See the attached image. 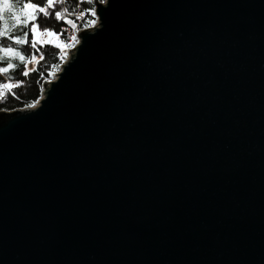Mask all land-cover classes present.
I'll list each match as a JSON object with an SVG mask.
<instances>
[{"label": "water", "instance_id": "obj_1", "mask_svg": "<svg viewBox=\"0 0 264 264\" xmlns=\"http://www.w3.org/2000/svg\"><path fill=\"white\" fill-rule=\"evenodd\" d=\"M110 3L0 109V264H264V0Z\"/></svg>", "mask_w": 264, "mask_h": 264}, {"label": "snow or ice", "instance_id": "obj_2", "mask_svg": "<svg viewBox=\"0 0 264 264\" xmlns=\"http://www.w3.org/2000/svg\"><path fill=\"white\" fill-rule=\"evenodd\" d=\"M65 2L66 0H46L45 3L41 4L37 0H23L20 6L17 7L14 0H0V59L7 57L13 60L18 59L21 62L25 61V56L21 55L13 45L27 44L29 35L31 36V47L33 49L37 48V44H49L61 51L69 47L61 39L62 32L58 33L54 30L40 31L37 20L41 15L49 17L51 14L57 22H63L65 25L71 26L73 30L78 27L76 21H82L84 28L87 30L89 27H95L103 13L111 6L110 0H72L73 7L80 8L79 12H75L73 8L60 9L59 6ZM94 4L97 6L92 7ZM5 14L11 20V24L5 19ZM15 29L23 30V38H21V35L15 34ZM71 40L79 44V40L75 35L71 37ZM5 42L10 43L5 46ZM35 61H37V57L33 56L28 63ZM14 67L13 63H8L7 67H0V73H7ZM23 75L27 76L28 72L24 71ZM13 87L15 85H0V88L10 89Z\"/></svg>", "mask_w": 264, "mask_h": 264}, {"label": "trees", "instance_id": "obj_3", "mask_svg": "<svg viewBox=\"0 0 264 264\" xmlns=\"http://www.w3.org/2000/svg\"><path fill=\"white\" fill-rule=\"evenodd\" d=\"M23 0H14L17 7ZM37 2L43 4L46 0H37ZM73 8L75 11L78 7H73L72 0H67L65 5H60V9ZM5 19L11 24V20L8 15L5 14ZM37 23L44 28L59 29L64 25L63 22H57L53 15L49 17L39 16ZM15 34L21 35L23 38V30L15 29ZM30 31V29H29ZM10 42H5V46ZM21 55L25 56V61L21 62L18 59H9L4 57L0 59V67H7L8 63H13L15 67L10 69L7 73H0V85H3L6 80H9L15 85L10 91H4L0 88V109L14 110L18 108H24L30 106L38 100L40 96V88L43 79L50 75L54 70V65L58 60V50L52 46L45 45L41 47L39 51H33L31 47V36L29 35L28 43L25 45H13ZM40 54V58L35 61L32 68L29 69L28 75L24 76L23 73L26 70V64L35 54Z\"/></svg>", "mask_w": 264, "mask_h": 264}, {"label": "built area", "instance_id": "obj_4", "mask_svg": "<svg viewBox=\"0 0 264 264\" xmlns=\"http://www.w3.org/2000/svg\"><path fill=\"white\" fill-rule=\"evenodd\" d=\"M67 1V0H66ZM66 3V2H65ZM65 3H64V5H65ZM92 7H95V4L94 5H92ZM63 9H67L66 8V6H64V8ZM80 11V8H77L76 10H75V12H79ZM76 23H77V25H78V27L75 29V30H73L72 28H71V26H69V25H63V26H61L59 29H55V28H44V27H41L40 25H39V27H40V31L41 32H44L45 30H54V31H57L58 33H63L62 34V36H61V39L65 42V43H67L68 45H69V47H67V48H65V49H63V51H61V50H59V49H57L58 50V60H57V62H56V64L54 65V70H53V72H60V64H62L63 63V61L68 57V52H67V49L68 48H73L77 43H76V41H73V40H71V37L73 36V35H75L76 37H77V40H78V36H77V31L78 30H80V29H85L84 28V25H83V22L82 21H76ZM99 25L100 24H98V25H96L95 26V28H88V30L89 31H94L96 28H98L99 27ZM45 39H46V37H45ZM45 45H49V44H37V48L36 49H33V51H39L40 49H41V47H43V46H45ZM49 46H52V45H49ZM53 47V46H52ZM56 49V48H55ZM34 52V53H35ZM33 56H36V57H40V54H34ZM32 56V57H33ZM32 57H31V59H32ZM31 59L29 60V61H31ZM32 66H33V62L32 63H28L27 62V64H26V70L27 69H31L32 68ZM54 79V77H52V76H47V77H45L43 80H48V81H51V80H53ZM43 82V81H42ZM4 84H12L13 85V83L11 82V81H9V80H6L5 81V83ZM50 84H51V82H48L47 84H46V91L48 90V88H49V86H50ZM6 90H11L12 88H5ZM42 84H41V88H40V93H41V91H42Z\"/></svg>", "mask_w": 264, "mask_h": 264}, {"label": "rangeland", "instance_id": "obj_5", "mask_svg": "<svg viewBox=\"0 0 264 264\" xmlns=\"http://www.w3.org/2000/svg\"><path fill=\"white\" fill-rule=\"evenodd\" d=\"M40 58V57H37V59ZM35 62H33L34 64ZM30 69V68H29ZM29 69L25 70V71H28ZM42 84V83H41ZM4 91H9V90H6L5 88H3Z\"/></svg>", "mask_w": 264, "mask_h": 264}]
</instances>
